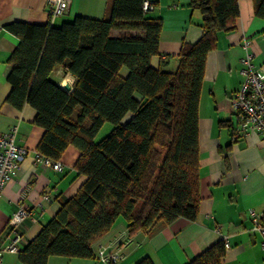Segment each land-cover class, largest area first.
I'll return each mask as SVG.
<instances>
[{
    "label": "trees",
    "instance_id": "1",
    "mask_svg": "<svg viewBox=\"0 0 264 264\" xmlns=\"http://www.w3.org/2000/svg\"><path fill=\"white\" fill-rule=\"evenodd\" d=\"M143 0H109L102 19L82 15L59 26L25 21L5 24L18 39L8 58L6 102L36 110L44 128L37 145L58 160L68 145L80 151L75 163L84 183L22 249L20 261L46 264L50 255L94 257L92 242L119 216L126 235L177 217L195 219L198 186V101L206 55L218 31L231 30L237 0H190L202 15L200 37L183 42L174 70L153 67L162 23L148 17ZM264 16V0H252ZM142 35L113 36L112 30ZM56 66L75 76L70 90L51 74ZM126 68L125 75L121 69ZM112 128L95 141L104 123ZM234 131V130H233ZM217 241L186 264H220ZM136 264H154L144 258Z\"/></svg>",
    "mask_w": 264,
    "mask_h": 264
},
{
    "label": "crops",
    "instance_id": "2",
    "mask_svg": "<svg viewBox=\"0 0 264 264\" xmlns=\"http://www.w3.org/2000/svg\"><path fill=\"white\" fill-rule=\"evenodd\" d=\"M154 7L148 17H158L159 54L150 58L153 67L172 71L183 42L196 41L202 32V15L190 0H151ZM109 0H71L67 11L50 19L46 0H0V132L16 126L15 143L28 152L13 179L0 194V237L8 229V220L20 204L36 220L20 225L22 249L56 213L61 203L75 195L86 177L78 173L75 163L80 151L68 145L58 159L62 170L34 162V151L44 128L34 123L36 110L25 103L16 108L6 102L10 83L6 80L8 58L18 39L4 26L25 21L59 26L77 15L102 19ZM239 15L231 30L218 31L215 46L206 55L198 101V186L200 200L195 219L177 217L169 223L156 222L148 230L126 235V222L119 216L111 228L91 245L94 257L50 255L46 264H108L98 257V250L120 253L112 264H136L144 258L154 264H186L217 241L228 237L229 247L220 264H264L261 236L251 231L249 208L264 212V139L256 132L234 138L240 115L231 106V96L242 83L240 59L245 54L244 39L251 43L254 65L264 69V16L254 14L252 0H237ZM113 36L142 35L137 30H112ZM123 75L127 69H121ZM51 78L64 88L73 87L75 76L56 66ZM104 123L94 137L97 141L111 130ZM102 131V132H101ZM101 132V134H99ZM47 196V197H45ZM121 217V218H120ZM264 220V217H262ZM7 240H4L6 243ZM0 264H25L18 251H4Z\"/></svg>",
    "mask_w": 264,
    "mask_h": 264
},
{
    "label": "built area",
    "instance_id": "3",
    "mask_svg": "<svg viewBox=\"0 0 264 264\" xmlns=\"http://www.w3.org/2000/svg\"><path fill=\"white\" fill-rule=\"evenodd\" d=\"M70 1L46 0L50 19L64 14L69 7ZM153 7L154 2L151 0L142 1L143 10H150ZM243 47L245 54L240 59L241 67L239 69L243 80L239 88L231 96L232 109L240 115V120L238 126L234 128L233 136L234 138H239L251 132H256L264 139V69L254 65L251 43L246 38L243 41ZM16 131V126H11L7 131L0 132V194L6 183L16 175L28 152L25 147L15 143ZM33 159L34 162L44 164L54 170H62V163L59 160H52L37 150L34 151ZM248 214L251 220L250 229L260 234V247L264 249V220H262L264 212L259 214L254 208H249ZM26 219L36 220L32 210L24 204H20L8 220L7 232L0 237V258L4 251L15 252L19 250V242L22 239L20 225ZM222 239L224 247L228 248V237L224 236ZM4 240H7V242L4 243ZM98 257L100 260L112 264L121 258V254L117 252L107 253L104 248H101L98 250Z\"/></svg>",
    "mask_w": 264,
    "mask_h": 264
},
{
    "label": "water",
    "instance_id": "4",
    "mask_svg": "<svg viewBox=\"0 0 264 264\" xmlns=\"http://www.w3.org/2000/svg\"><path fill=\"white\" fill-rule=\"evenodd\" d=\"M64 89L70 90L71 88L67 84H64Z\"/></svg>",
    "mask_w": 264,
    "mask_h": 264
},
{
    "label": "rangeland",
    "instance_id": "5",
    "mask_svg": "<svg viewBox=\"0 0 264 264\" xmlns=\"http://www.w3.org/2000/svg\"><path fill=\"white\" fill-rule=\"evenodd\" d=\"M101 132H102V131H101ZM101 132H100L99 134H101ZM121 217H122V216H121ZM121 217H120V218H121Z\"/></svg>",
    "mask_w": 264,
    "mask_h": 264
}]
</instances>
